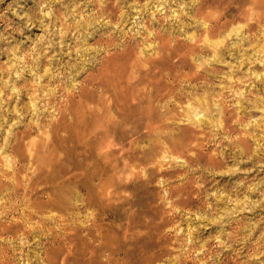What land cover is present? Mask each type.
<instances>
[{"label": "rangeland", "instance_id": "obj_1", "mask_svg": "<svg viewBox=\"0 0 264 264\" xmlns=\"http://www.w3.org/2000/svg\"><path fill=\"white\" fill-rule=\"evenodd\" d=\"M257 3L0 0V264H264Z\"/></svg>", "mask_w": 264, "mask_h": 264}, {"label": "bare ground", "instance_id": "obj_2", "mask_svg": "<svg viewBox=\"0 0 264 264\" xmlns=\"http://www.w3.org/2000/svg\"><path fill=\"white\" fill-rule=\"evenodd\" d=\"M107 12H108V10H107ZM198 12V11H197ZM108 14V13H107ZM110 14V13H109ZM253 14V13H252ZM205 18V17H204ZM223 18V17H222ZM220 19H221V17H220ZM205 20V19H204ZM215 25V24H214ZM223 26V24H221L220 23V20H217V22H216V25L214 26L215 28L216 27H222ZM208 28V27H207ZM253 28H255V27H253ZM214 30V29H213ZM222 31V30H221ZM225 31V30H224ZM253 31V30H252ZM172 43V42H171ZM109 44H111V43H109ZM109 44H107V45H109ZM169 44V43H168ZM110 46V45H109ZM132 47V46H131ZM170 47V46H169ZM130 50V49H129ZM128 52V51H127ZM131 52H132V50H131ZM163 52V51H162ZM177 53V52H176ZM174 54V53H173ZM126 53L125 54H120L119 55V58L118 59H124L126 56ZM129 57V56H128ZM166 58V57H165ZM115 57L113 58H110V59H108L107 61H106V63L101 67V69L98 71V74H94V75H90V77L88 78L89 80L90 79H93V81L92 82H94V81H96L97 83H98V78H100V80H102L104 77H106V75H107V80H108V82L109 83H107L106 85L103 83V82H100L99 81V84L102 86V88L106 91V92H111L112 94H113V85L115 86V88L117 87L118 89H122V90H124V86L122 87L121 85L122 84H117L116 85V83H114L113 82V75H114V73H115V70L113 69V66H114V64H113V61H115ZM118 59H116V60H118ZM114 63H116V61L114 62ZM154 64V63H153ZM149 66H151V65H149ZM158 66V65H157ZM149 68V67H148ZM97 71V70H96ZM149 72V71H148ZM87 79V80H88ZM104 80V79H103ZM85 83H87V81L85 82ZM95 83V82H94ZM123 83V82H122ZM90 84V83H89ZM100 86V87H101ZM99 87V88H100ZM86 88V87H85ZM77 89V88H76ZM92 90V89H91ZM83 92H82V94H83V97H84V94L86 93V89H85V92H84V90H82ZM94 91V90H93ZM119 93V92H118ZM127 93V92H126ZM125 93V94H126ZM120 94V93H119ZM128 95V94H127ZM126 95V96H127ZM113 96V95H112ZM69 97V96H68ZM82 97V98H83ZM119 98V97H118ZM70 99V98H69ZM84 99V98H83ZM71 100V99H70ZM73 100V99H72ZM72 100L70 101V102H72ZM81 100V99H80ZM120 100V99H119ZM178 101V100H177ZM147 102V101H146ZM71 104V103H70ZM74 106V105H73ZM78 106V105H77ZM67 109H65V111H66ZM65 111H64V114H65ZM68 112V111H67ZM69 114V113H68ZM66 115V114H65ZM80 124V123H79ZM63 125V124H62ZM70 129V128H69ZM32 134V133H31ZM74 135V134H73ZM55 163V162H54ZM33 184V183H32ZM35 184V183H34ZM33 184V185H34ZM33 185H30L29 187L31 188V186L33 187ZM39 185V184H38ZM38 187V186H37ZM21 189V188H20ZM20 189H18V190H20ZM29 189V188H28ZM34 189H36V188H32V192H34ZM38 189V188H37ZM36 189V191L38 192V190ZM35 191V192H36ZM36 192V193H37ZM17 194H20V193H18L17 192ZM27 194V193H26ZM21 195V194H20ZM24 195V194H23ZM28 195V194H27ZM34 195V194H33ZM32 195V196H33ZM16 196V195H15ZM25 196V195H24ZM31 203V202H30ZM32 204V203H31ZM28 206V205H27ZM41 213V212H40ZM29 218L30 219H32L33 218V216H32V214H30L29 215Z\"/></svg>", "mask_w": 264, "mask_h": 264}, {"label": "clouds", "instance_id": "obj_3", "mask_svg": "<svg viewBox=\"0 0 264 264\" xmlns=\"http://www.w3.org/2000/svg\"><path fill=\"white\" fill-rule=\"evenodd\" d=\"M249 2H250V0H249ZM256 6L259 7V8H261L262 10H264V0H258V3H257ZM189 107H190V105H189ZM202 118H203V113H198L195 116V119L197 121H199ZM8 134L9 135L12 134L11 133V129H9V133ZM187 156L195 158L196 153L195 152H192V151H189L187 153ZM160 161H163V163L166 164V165H168V167H170V168L173 165H180V166H185V167H188V165H189V162H188V160L185 157H183L181 155H175V154H169V153H165L164 155H162L160 157V160L157 161V163H159ZM148 167H152V165L150 164ZM196 167L199 168L200 166L197 165ZM141 171L144 172V176H145V178H147L146 171L143 170V169ZM163 182H164V178L161 177L159 180H157V185L160 186V185L163 184ZM167 195H168V193H167V191H165L164 196L167 197ZM170 205H171V201H168L167 202V206H170ZM23 243H24V241L21 240V244H23Z\"/></svg>", "mask_w": 264, "mask_h": 264}]
</instances>
